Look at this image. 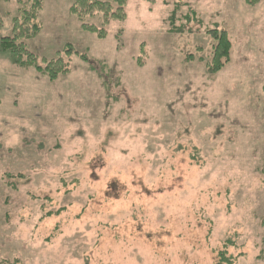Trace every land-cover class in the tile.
Listing matches in <instances>:
<instances>
[{"label": "rangeland", "instance_id": "obj_1", "mask_svg": "<svg viewBox=\"0 0 264 264\" xmlns=\"http://www.w3.org/2000/svg\"><path fill=\"white\" fill-rule=\"evenodd\" d=\"M187 1L183 33L176 0H129L100 38L45 0L28 49L79 53L56 81L0 45V262L264 264V1ZM215 24L232 50L211 74Z\"/></svg>", "mask_w": 264, "mask_h": 264}, {"label": "trees", "instance_id": "obj_2", "mask_svg": "<svg viewBox=\"0 0 264 264\" xmlns=\"http://www.w3.org/2000/svg\"><path fill=\"white\" fill-rule=\"evenodd\" d=\"M154 2L155 0H147ZM248 5H256L264 0H245ZM19 7L12 18V34L2 36L3 18L0 14V45L3 51L10 52L15 58V64L21 68H34L37 72L49 78L50 81H56L62 75L71 72V59L79 53L71 44H67L62 51L49 60H43L39 63L35 53L31 52L26 44V40L38 34L42 28L39 18L40 10L44 6L45 0H18ZM129 0H72L70 13L76 16L81 22V28L87 32L95 33L100 38L108 36V26L112 21H124L128 17L127 7ZM183 6L188 5V1L176 0L174 9L169 17L170 31L183 33L186 29L184 24L177 25V12ZM197 13L189 10L184 19L189 22L196 18ZM91 19H97L100 23L91 22ZM198 22L203 23L201 20ZM191 31V28L187 30ZM207 32L212 35L216 43L213 46L212 58L206 64L207 70L211 74L219 73L231 61L232 41L227 30L220 29L215 24L214 29L207 28ZM82 60L87 59L86 54L79 55ZM194 56H188L192 59ZM202 60V59H201ZM264 174V166L262 168ZM64 209H59L56 214H60ZM52 214V213H49ZM226 245H228L226 243ZM236 258L227 254V250L219 252L217 264H234ZM1 261L0 263H4Z\"/></svg>", "mask_w": 264, "mask_h": 264}]
</instances>
